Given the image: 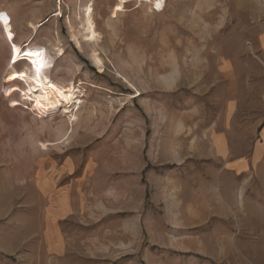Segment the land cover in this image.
<instances>
[{
    "label": "rangeland",
    "instance_id": "obj_1",
    "mask_svg": "<svg viewBox=\"0 0 264 264\" xmlns=\"http://www.w3.org/2000/svg\"><path fill=\"white\" fill-rule=\"evenodd\" d=\"M89 3L100 39L79 49ZM0 13L81 91L75 121L41 113L9 76L0 26V264H264V0H0Z\"/></svg>",
    "mask_w": 264,
    "mask_h": 264
},
{
    "label": "bare ground",
    "instance_id": "obj_2",
    "mask_svg": "<svg viewBox=\"0 0 264 264\" xmlns=\"http://www.w3.org/2000/svg\"><path fill=\"white\" fill-rule=\"evenodd\" d=\"M126 2V0H121ZM145 2L151 1V8L156 11L164 9L165 0H143ZM116 9H120V4L116 5ZM57 12V11H56ZM59 12L54 13L57 15ZM80 25L83 33L80 34L79 30L76 33L72 31V39L76 46L81 48V37L84 41L91 44H96L100 39V35L96 30L95 22L93 20V7L92 3L86 4L81 9ZM0 26L5 30V36L10 40V58L9 63L16 65L22 63L21 68H16L14 65L9 67V76L12 80H20L24 83L22 95L25 97H34L35 105L37 109L43 114L53 113L59 111L63 114H67L70 121L77 119V114L74 113L71 103L75 99H79L77 93H80L78 89H75L74 85L70 82L62 83L54 81L46 74V66L48 65V58L46 51L38 46L31 44L32 35L26 40L25 44H19L13 41L15 37L14 33L10 31V24L6 19L4 13H0ZM34 32H36V26L30 25ZM81 35V36H80ZM57 51L61 53V48H57ZM89 56L94 65L101 71L104 64L100 57V54L92 48ZM21 95V96H22ZM81 97V96H80ZM28 99V98H25ZM78 101V100H76ZM78 103H81L79 100ZM52 142H40L39 145L42 149H47L49 145H53Z\"/></svg>",
    "mask_w": 264,
    "mask_h": 264
},
{
    "label": "crops",
    "instance_id": "obj_3",
    "mask_svg": "<svg viewBox=\"0 0 264 264\" xmlns=\"http://www.w3.org/2000/svg\"><path fill=\"white\" fill-rule=\"evenodd\" d=\"M258 46H259L258 48H259L261 55L263 57V60H264V31L258 37Z\"/></svg>",
    "mask_w": 264,
    "mask_h": 264
}]
</instances>
